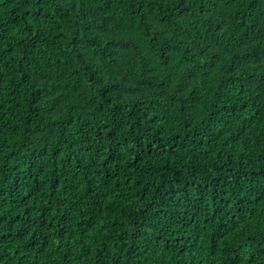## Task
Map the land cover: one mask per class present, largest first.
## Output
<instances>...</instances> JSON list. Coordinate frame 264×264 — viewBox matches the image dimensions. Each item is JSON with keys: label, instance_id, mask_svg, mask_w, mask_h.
<instances>
[{"label": "trees", "instance_id": "16d2710c", "mask_svg": "<svg viewBox=\"0 0 264 264\" xmlns=\"http://www.w3.org/2000/svg\"><path fill=\"white\" fill-rule=\"evenodd\" d=\"M0 264H264V0H0Z\"/></svg>", "mask_w": 264, "mask_h": 264}]
</instances>
